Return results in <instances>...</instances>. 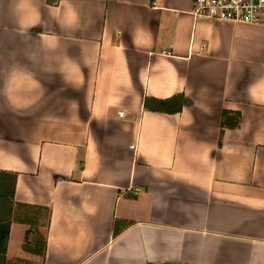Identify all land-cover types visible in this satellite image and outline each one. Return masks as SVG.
<instances>
[{
    "label": "crops",
    "instance_id": "obj_1",
    "mask_svg": "<svg viewBox=\"0 0 264 264\" xmlns=\"http://www.w3.org/2000/svg\"><path fill=\"white\" fill-rule=\"evenodd\" d=\"M24 205L50 208L45 258ZM9 218L8 264H264V26L193 0H0Z\"/></svg>",
    "mask_w": 264,
    "mask_h": 264
},
{
    "label": "trees",
    "instance_id": "obj_2",
    "mask_svg": "<svg viewBox=\"0 0 264 264\" xmlns=\"http://www.w3.org/2000/svg\"><path fill=\"white\" fill-rule=\"evenodd\" d=\"M183 95L174 96L170 99L159 100L153 98H146L144 107L147 110L165 112V113H174L180 111L181 107L172 108V109H164L165 105L171 104L173 100L176 98H181ZM242 122V114L238 111L227 110L225 109L222 113L221 120V133H220V141L221 145L223 142V136L226 129L229 128H239ZM13 189H12V197L15 196V188H16V180L17 174H13ZM27 206L28 208H32L33 211L31 214L26 215L24 212L22 213L21 221L27 223L29 225V229L26 232L25 241H24V249L29 253L34 255H39L43 258L46 256L47 251V230L50 223V208L41 207V206ZM11 217V215H10ZM12 218H9L5 225H3L2 235L0 233V241L4 247H0V264H6V249L7 242L9 237V227L11 225ZM130 222L126 220H116L114 224V235H118L121 231H123ZM8 264V263H7ZM9 264H30L29 261H25L23 259H16L10 262Z\"/></svg>",
    "mask_w": 264,
    "mask_h": 264
},
{
    "label": "built area",
    "instance_id": "obj_3",
    "mask_svg": "<svg viewBox=\"0 0 264 264\" xmlns=\"http://www.w3.org/2000/svg\"><path fill=\"white\" fill-rule=\"evenodd\" d=\"M193 14L221 22L264 26V0H193Z\"/></svg>",
    "mask_w": 264,
    "mask_h": 264
},
{
    "label": "clouds",
    "instance_id": "obj_4",
    "mask_svg": "<svg viewBox=\"0 0 264 264\" xmlns=\"http://www.w3.org/2000/svg\"><path fill=\"white\" fill-rule=\"evenodd\" d=\"M7 87V86H6Z\"/></svg>",
    "mask_w": 264,
    "mask_h": 264
}]
</instances>
